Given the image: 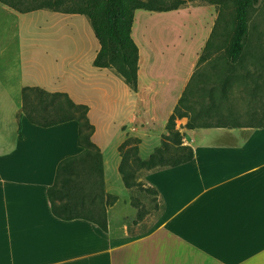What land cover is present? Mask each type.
<instances>
[{
	"label": "crops",
	"instance_id": "crops-1",
	"mask_svg": "<svg viewBox=\"0 0 264 264\" xmlns=\"http://www.w3.org/2000/svg\"><path fill=\"white\" fill-rule=\"evenodd\" d=\"M206 6L154 12L181 19L180 30L172 39L144 38L143 50L134 37V14L139 61L132 90L109 68L94 66L101 47L92 27L72 19L81 15L20 14L0 4V264H264V128L256 118L194 129L186 127L188 118L177 119L194 157L138 179L157 191L154 216L144 211L148 198H134L119 171L120 146L137 138L139 157L145 143L152 154L188 86L204 78L199 61L217 12L211 6L202 27L193 11L210 10ZM65 75L88 88L75 103L89 108L104 191L116 198L107 209V231L81 219H58L47 196L58 164L82 152L79 123L40 127L22 113L25 87L46 90L52 77ZM155 172L160 175L147 179ZM90 256L95 259L84 258Z\"/></svg>",
	"mask_w": 264,
	"mask_h": 264
},
{
	"label": "trees",
	"instance_id": "trees-1",
	"mask_svg": "<svg viewBox=\"0 0 264 264\" xmlns=\"http://www.w3.org/2000/svg\"><path fill=\"white\" fill-rule=\"evenodd\" d=\"M229 0H0V4L20 14L39 10H49L62 14L81 15L89 19L94 35L100 44V51L94 60L97 68H113L123 81L132 89L137 88L139 51L132 39L134 14L138 10L148 12H169L200 2L215 6L218 11L217 21L210 35L207 46L200 58V63L208 61L210 49H215V29L221 16V7ZM260 0H233L236 28L231 43L229 56L232 70L237 67L243 73L244 89L249 91V101L258 102L261 109L254 113L256 126L264 128V79L262 73L253 74L247 66L250 53L246 50L249 33V12ZM252 53V51H251ZM252 62L264 63V41L260 40L257 50L251 54ZM211 70L209 79H202L199 84L203 92L200 99H207L205 111L188 105L191 88L188 86L168 120L161 145L146 160L139 157L140 140L127 139L119 148L122 161L120 174L124 185L142 188L148 195L157 196V191L144 188L138 182L140 171L151 172L173 168L192 161L194 153L191 147L184 145L182 133L176 129V119L188 118L186 127H212L202 120V114H220L219 98L228 96L230 81L228 71ZM236 70V69H235ZM225 72V77L222 74ZM248 81L251 84L249 89ZM210 85V86H209ZM206 86H209L207 88ZM263 103H261V102ZM86 105L76 104L63 92H48L41 88L25 87L22 90V113L36 126L53 127L70 121L79 123L78 144L82 152L62 160L56 169L54 184L48 189L47 196L51 211L55 217L64 221L76 219L96 224L107 231V209L116 198L104 191L103 164L99 148L91 141L94 126L88 118ZM134 205L137 203L134 201Z\"/></svg>",
	"mask_w": 264,
	"mask_h": 264
},
{
	"label": "rangeland",
	"instance_id": "rangeland-1",
	"mask_svg": "<svg viewBox=\"0 0 264 264\" xmlns=\"http://www.w3.org/2000/svg\"><path fill=\"white\" fill-rule=\"evenodd\" d=\"M233 0H229L225 5L221 7V16L217 23L216 29H215V49H210L209 55L207 56L208 61H205L203 63H200V70L199 72L203 75L205 80L210 77L211 70H215V72L224 71L225 68L228 71L226 73L229 75V81L230 85L229 88H227L230 91V98L228 100H223L219 98V107H220V114H202V120L205 121L208 124H218L220 122V119H226L228 123H253L256 122L254 113L257 112V110L261 109V105L258 102L255 101H249V91H246L244 89L245 83L243 82L244 79L243 73L240 71V68H238V65H235L236 67L232 70L231 65V59L229 56V51L231 47V43L233 40L235 28H236V19H235V12H234V4L231 3ZM193 5H204V3L195 2L192 3ZM210 10H204L197 7L193 11V13L200 18L202 22V27L204 26L206 20L209 19L210 15L213 13L211 6ZM215 8V6H213ZM217 16L218 11L217 8ZM49 11V10H46ZM54 12V11H52ZM58 13V12H56ZM62 14V13H60ZM29 19V18H27ZM75 21H80L83 23H86V30L91 29L90 21L85 16H78L75 18H72ZM135 20H136V26L134 31V37L137 43L141 46L142 50L143 47L141 45V42L144 41V38L150 39L155 38L157 36L163 35L172 39L175 35H177V30L179 31V26L181 25V19L175 20L171 18L170 16H160V14L154 13V12H147V11H136L135 13ZM217 21V20H216ZM201 27V30L203 28ZM140 31V33L138 32ZM93 33V31H92ZM260 40L264 41V0H260L259 3L253 7L249 12V33L247 37V46L246 50L250 53V56H248L247 60V66L249 69H251L252 73L256 76L262 73L263 75L262 80L264 79V63L257 62L254 60L252 62V56L251 54H254L257 50V44ZM252 51V53H251ZM112 73H116V71L113 68H109ZM236 69V70H235ZM116 75H118L116 73ZM222 78L225 77V72L222 74ZM58 78V81L54 78ZM52 77V81H54L50 84L45 85L46 91L48 92H66L69 94V96L72 98V100L76 103L80 102V99L82 98V91L83 89L88 90L86 86L79 85L76 83V77L74 75H65V77H62V80L60 76ZM27 78V77H26ZM34 77H28V79L33 80ZM203 78V79H204ZM247 87L250 89L251 84L248 81ZM210 86V85H209ZM209 86H206L209 88ZM202 86L201 84H196L194 88L191 90V94L189 97L188 105H191L195 109H203L205 111L206 106L208 104L207 99H200L198 98V95L202 93ZM20 92L16 93L15 99L17 97H20ZM86 94V93H85ZM229 94V93H228ZM11 97L14 96V93H10ZM84 95V94H83ZM81 97V98H80ZM14 98V97H13ZM12 98V99H13ZM261 102V101H260ZM263 103V102H261ZM18 106L16 102L12 103L10 107L7 109L9 113H12L16 110V107ZM89 109V108H88ZM177 120V119H176ZM256 124V123H254ZM151 149L149 150V144L145 143L143 147H141L140 157L142 159H147L150 156ZM146 172L140 171L138 173L137 179L142 178L143 175H145ZM157 175H160L159 172H155L148 175L147 179H153ZM134 190V198L143 196L148 198V203L146 206H144V211L152 214L153 216L158 211L156 208V205L153 201L156 200V198L153 195H148L144 192L142 188H133ZM110 196V195H108ZM113 197V196H112ZM145 227L148 225L145 223ZM86 259H95V256L90 257H84Z\"/></svg>",
	"mask_w": 264,
	"mask_h": 264
}]
</instances>
